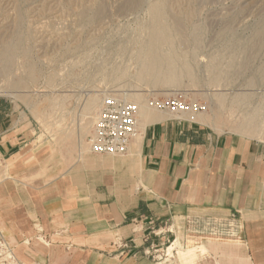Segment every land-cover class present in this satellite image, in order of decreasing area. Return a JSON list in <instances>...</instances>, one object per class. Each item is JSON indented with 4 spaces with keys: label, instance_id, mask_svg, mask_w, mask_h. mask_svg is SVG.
Masks as SVG:
<instances>
[{
    "label": "crops",
    "instance_id": "crops-1",
    "mask_svg": "<svg viewBox=\"0 0 264 264\" xmlns=\"http://www.w3.org/2000/svg\"><path fill=\"white\" fill-rule=\"evenodd\" d=\"M190 118L145 107L125 155L69 159L0 99V244L18 264H264V142Z\"/></svg>",
    "mask_w": 264,
    "mask_h": 264
},
{
    "label": "rangeland",
    "instance_id": "rangeland-1",
    "mask_svg": "<svg viewBox=\"0 0 264 264\" xmlns=\"http://www.w3.org/2000/svg\"><path fill=\"white\" fill-rule=\"evenodd\" d=\"M263 30L264 0H0V99L22 105L39 146L69 159L111 96L142 110L179 95L213 132L264 142ZM152 49L174 77L144 76ZM168 247L170 261L186 250ZM0 264H18L3 242Z\"/></svg>",
    "mask_w": 264,
    "mask_h": 264
},
{
    "label": "built area",
    "instance_id": "built-area-1",
    "mask_svg": "<svg viewBox=\"0 0 264 264\" xmlns=\"http://www.w3.org/2000/svg\"><path fill=\"white\" fill-rule=\"evenodd\" d=\"M148 106L161 112L191 118L204 111L202 106L189 103L179 95L151 99ZM140 111L141 107L137 103L115 96L105 98L89 140L92 152L98 155H125L137 136Z\"/></svg>",
    "mask_w": 264,
    "mask_h": 264
},
{
    "label": "bare ground",
    "instance_id": "bare-ground-1",
    "mask_svg": "<svg viewBox=\"0 0 264 264\" xmlns=\"http://www.w3.org/2000/svg\"><path fill=\"white\" fill-rule=\"evenodd\" d=\"M160 9L161 8H159V11L156 12V16L157 17L161 16V18H162V15H164V12H163V10L161 11ZM161 18L160 19L157 18V20L159 19V22H160ZM175 24H178V23H175ZM153 45H155V44H153ZM149 51L146 52V54H145V55H147V57L142 60V65H143L142 71H143L144 76L149 77L151 79L150 81L157 82V83H160L163 80H166V81L169 80V79H167V78H169V75L171 77H174L173 74H175L174 70L176 68H172V65H170L172 62V61H170L171 58L165 57V56L163 57L160 54V52L157 50L152 49L150 52ZM177 63H179V62H177ZM167 68H168V70H167ZM166 75H168V77ZM147 83H149V82H147ZM196 117L194 116V117H192V119H195V121H196L197 120ZM202 123H204V122H202Z\"/></svg>",
    "mask_w": 264,
    "mask_h": 264
}]
</instances>
